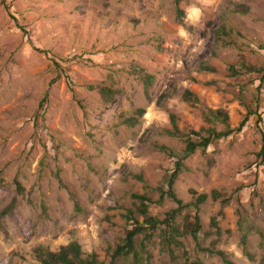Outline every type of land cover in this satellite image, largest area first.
I'll return each mask as SVG.
<instances>
[{"label": "rangeland", "instance_id": "obj_1", "mask_svg": "<svg viewBox=\"0 0 264 264\" xmlns=\"http://www.w3.org/2000/svg\"><path fill=\"white\" fill-rule=\"evenodd\" d=\"M242 63L264 66V0H0V215L16 198L0 217V264H41L38 246L58 250L72 240L108 261V247L132 226L127 210L144 219L133 194L149 196V214L159 219L177 206L160 201L178 159L171 152L186 146L169 133L171 115L188 132L209 126L204 113L218 108L232 127L253 114L241 133L188 156L174 188L185 203L191 189L231 197L201 206L199 245L236 264H264V167L256 155L264 71L250 73ZM144 73L153 76L149 95ZM90 85L111 87L113 101ZM186 90L199 101H187ZM130 117L134 126L125 123ZM183 241L193 259L223 264L191 236ZM136 248L151 264H185L183 248L174 247L173 259L161 230L137 236Z\"/></svg>", "mask_w": 264, "mask_h": 264}, {"label": "trees", "instance_id": "obj_2", "mask_svg": "<svg viewBox=\"0 0 264 264\" xmlns=\"http://www.w3.org/2000/svg\"><path fill=\"white\" fill-rule=\"evenodd\" d=\"M179 0H177L178 2ZM6 8L9 9V5H6ZM179 14H184V10L179 9ZM241 69L252 72H261L264 71L263 67H257L252 64L242 63ZM201 69L204 71L214 72L216 69L213 66L202 65ZM231 71L233 75L240 73L241 70H237L234 66H231ZM264 78V76H263ZM262 78V80H263ZM153 76L149 73H144L142 75V80L145 83L146 93L149 95V86L152 82ZM90 89L99 90L101 96L103 97L106 103L113 101L115 91L111 87L99 86L95 87L93 85L89 86ZM184 98L187 101H193L194 103L199 101L197 95L192 91L186 90ZM259 100V98L257 99ZM46 101V98L42 102ZM139 115H143L144 109L140 108L136 111ZM253 114V111L248 110L247 114L244 116L242 121L237 127H232L230 125V115L224 108H218L216 110L209 109L207 113H204L206 121L209 123V126H202L199 130L191 129L188 132L182 131L179 129L176 123L175 115H171V121L173 125V130L169 133L173 136H179L183 138L186 146L182 151V154L171 152L175 154L178 159L175 162V168L167 178V189L160 190V201L164 198H169L173 200L177 206L166 213V216L163 219H159L156 216L149 214L150 212V203L152 199L146 194H133V197L139 200L137 206V211L140 213L144 219L140 221L136 217V212L133 209H128L124 217L132 226L131 228H126V232L121 240L116 244V247L112 249L108 247V251L111 250L110 259L108 261H103L99 259V256L96 252L85 253L83 251L82 245L77 240H72L66 245H62L58 250H51L44 246H38L35 249L38 260L41 264H120V259L127 258L129 255H132L131 261H125L124 264H151L150 263V254L145 258L141 251L136 248V237L140 234H144L146 238H151L157 230L163 232V241L166 249H168L171 257L174 259V247L183 248V257L185 259V264H204L201 260L193 259L189 252L186 250L183 238L186 236H191L197 242L198 247L208 252L211 255L219 256L223 264H236L233 262L223 250H216L215 248H203L199 245V235L203 229V223L201 220V206L211 197L214 201H220L222 205H227L231 197L226 196L223 192L219 190H212L210 194L207 193H198L194 189H191L193 194V199L190 202L185 203L182 198L177 195V192L174 188L175 183L178 179L179 174L183 168V161L200 149L203 153L208 151V148L216 141L220 139H226L233 134L241 133L249 122L250 116ZM261 120V118H260ZM126 124L134 126L137 123L136 117H130L125 120ZM218 124H223L224 129H217ZM258 159H260V164L264 167V131L262 133V147L259 152L256 153ZM137 177V176H136ZM139 180H142L141 177H137ZM61 181V180H60ZM62 182V181H61ZM16 186L19 193L24 191V187L21 182L16 180ZM16 198L12 200L10 205L6 207L1 215H6L9 212L13 211ZM192 208V214H186L183 218V221L179 223L177 221L178 217L183 214V212ZM220 215H223V210L219 211ZM215 215L211 219V225L214 228V234L217 236L216 239L212 241V245L216 246L220 241L222 235L220 227V215ZM243 243H246L244 236ZM142 249L145 250L146 246L142 244Z\"/></svg>", "mask_w": 264, "mask_h": 264}]
</instances>
